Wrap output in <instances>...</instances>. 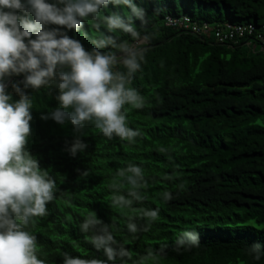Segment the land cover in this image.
Here are the masks:
<instances>
[{
    "label": "trees",
    "instance_id": "1",
    "mask_svg": "<svg viewBox=\"0 0 264 264\" xmlns=\"http://www.w3.org/2000/svg\"><path fill=\"white\" fill-rule=\"evenodd\" d=\"M134 2L144 10L145 22L134 19L133 26L149 37L142 45L147 51L141 68L128 85L146 103L122 109L128 126L141 133L136 143L109 140L89 123L80 137L87 147L73 157L67 150L75 137L72 126L41 119L57 106V90H25L33 103L25 148L55 179L58 190L47 205L49 214L30 228L37 237V257L45 264H62V252L103 259L86 240L91 233L78 227L86 214L95 212L128 249L129 264L140 258L143 264H264V252L259 259L250 252L251 245H264V53L243 50L247 40L218 43L165 25L167 16L187 15L199 22L261 26L264 0ZM198 10L206 16H198ZM114 11L129 15L126 8L109 5L100 17ZM97 23L89 18L80 31L66 30L67 35L86 51L94 47L93 39L106 35L118 43L132 42L119 30L108 33L102 23L97 30ZM116 70L125 71L122 65ZM23 78L6 81L13 101L19 97L11 85L22 87ZM129 163L144 172L145 199L130 208L110 207L109 185L121 182L117 172ZM164 191L173 198L165 202ZM145 209H159L158 220L147 231ZM129 218L142 229L135 236L125 227ZM184 230L199 234L198 247L177 249L175 240ZM149 250L159 255L146 258Z\"/></svg>",
    "mask_w": 264,
    "mask_h": 264
},
{
    "label": "clouds",
    "instance_id": "2",
    "mask_svg": "<svg viewBox=\"0 0 264 264\" xmlns=\"http://www.w3.org/2000/svg\"><path fill=\"white\" fill-rule=\"evenodd\" d=\"M109 5L126 8L129 15L114 11L101 18V10ZM89 18L100 21L108 33L119 30L128 34L132 42L118 43L117 38L106 35L93 39L94 47L86 51L66 30L80 31ZM134 19L145 22L144 10L134 0H0V264H45L37 257V237L30 228L49 214L47 205L58 191L55 179L25 148L33 108L26 89L57 90V106L41 119L72 126L75 137L67 150L73 157L87 147L80 137L85 136L89 123L109 140L118 137L134 144L141 135L139 129L128 126L122 111L125 105L139 109L146 103L128 86L141 68L147 51L142 45L149 39L133 26ZM100 23L94 25L97 30ZM49 25L63 26L64 30ZM106 48L113 51H101ZM119 65L125 71H117ZM19 75L24 77L22 87L12 83V91L19 97L13 101L6 81ZM117 175L121 182L109 185L113 193L110 207L130 208L145 199L141 192L146 180L140 166L129 163ZM162 198L167 202L173 194L164 191ZM142 217L146 222L143 231H147L158 220L159 209H145ZM78 227L83 234L91 233L87 242L104 258L86 260L62 252V264H129L132 260L128 249L114 237L112 225L104 224L95 212L86 214ZM125 227L133 236L142 230L131 218ZM199 243V234L191 230L182 231L175 240L178 250L198 247ZM250 252L259 259L264 245L253 244ZM156 255L159 252L149 250L146 258ZM143 259L136 264H143Z\"/></svg>",
    "mask_w": 264,
    "mask_h": 264
},
{
    "label": "built area",
    "instance_id": "3",
    "mask_svg": "<svg viewBox=\"0 0 264 264\" xmlns=\"http://www.w3.org/2000/svg\"><path fill=\"white\" fill-rule=\"evenodd\" d=\"M165 25L205 38L214 33L215 42L218 43H237L240 40H247L246 44L251 46L256 42L264 52V23L261 26H257L254 22L213 24L207 21L199 22L190 16L182 15L178 17L167 16Z\"/></svg>",
    "mask_w": 264,
    "mask_h": 264
},
{
    "label": "rangeland",
    "instance_id": "4",
    "mask_svg": "<svg viewBox=\"0 0 264 264\" xmlns=\"http://www.w3.org/2000/svg\"><path fill=\"white\" fill-rule=\"evenodd\" d=\"M198 13H197V15L198 16H200V17H202V18H204L206 15H205V13L203 12V11H197ZM208 40H211V41H216L215 40V34L214 33H211L210 35H208L207 37H206ZM249 48H250V50L253 52V53H264L263 52V50H262V47L258 44V43H253L251 46H249V45H247V44H245V45H243V47H242V49L243 50H249Z\"/></svg>",
    "mask_w": 264,
    "mask_h": 264
}]
</instances>
